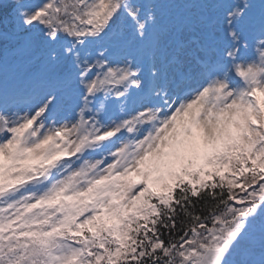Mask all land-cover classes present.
Returning a JSON list of instances; mask_svg holds the SVG:
<instances>
[{
    "label": "snow or ice",
    "instance_id": "snow-or-ice-1",
    "mask_svg": "<svg viewBox=\"0 0 264 264\" xmlns=\"http://www.w3.org/2000/svg\"><path fill=\"white\" fill-rule=\"evenodd\" d=\"M0 264H264V0H0Z\"/></svg>",
    "mask_w": 264,
    "mask_h": 264
}]
</instances>
